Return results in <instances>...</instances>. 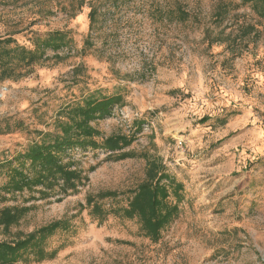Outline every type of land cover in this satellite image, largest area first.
Masks as SVG:
<instances>
[{
	"label": "rangeland",
	"instance_id": "rangeland-1",
	"mask_svg": "<svg viewBox=\"0 0 264 264\" xmlns=\"http://www.w3.org/2000/svg\"><path fill=\"white\" fill-rule=\"evenodd\" d=\"M57 31L70 40L62 49L27 68H0V161L55 132L64 107L91 97L121 96L92 122L97 140L134 141L114 154L71 153L65 161L87 177L77 193L6 194L0 172V210L24 213L0 227V242L68 223L48 241L54 257L17 264H264V1L0 0L9 48L35 49L36 37ZM122 152L133 157L117 159ZM152 165L183 187L158 241L137 220L90 213V197L107 212L128 207ZM108 192L116 198L98 200Z\"/></svg>",
	"mask_w": 264,
	"mask_h": 264
},
{
	"label": "trees",
	"instance_id": "trees-1",
	"mask_svg": "<svg viewBox=\"0 0 264 264\" xmlns=\"http://www.w3.org/2000/svg\"><path fill=\"white\" fill-rule=\"evenodd\" d=\"M245 2L256 3L264 0H244ZM14 42L12 38L0 42V68L7 71L30 67L42 61L47 50L57 51L70 43L68 34L63 31L50 33L43 37H36L33 40L35 49L16 46L9 48ZM4 44V45H2ZM6 72V71H5ZM9 73V72H8ZM10 75V74H9ZM121 102V96L105 97L96 99L91 97L83 104L67 105L59 112L56 120L55 132L39 133L40 141L34 142L23 152L16 155L12 160L0 161V172L7 176V182L2 186L6 194L38 191L45 197L50 193L68 194L77 193L84 180L81 170H74V162L65 160L72 159L76 150L86 153L89 150H105L114 154L122 151L132 144L133 137L109 136L100 143L97 137L101 136L100 131L92 125V122L105 119L112 114L113 109ZM207 122V118H203ZM141 126V125H140ZM111 154V155H112ZM133 157L129 152H122L116 157L119 160ZM161 168L156 166L150 168L148 180L139 185V188L132 193L128 207L111 208L108 212L102 203L96 202L94 197L88 198L90 213L102 218L109 216V213L117 216L137 220L144 229L145 235L153 242L161 238L162 231L178 215V203L182 199L179 192L183 189L170 177L161 174ZM170 190L177 198L176 203L170 201ZM116 198L113 192L98 194V200ZM5 208L0 210V227H8L19 221L23 211ZM21 212V213H20ZM68 229L67 221H59L48 224L27 238L17 241L0 242V264H17L35 255L40 261L48 257H54L59 249L48 251V241L58 231Z\"/></svg>",
	"mask_w": 264,
	"mask_h": 264
}]
</instances>
